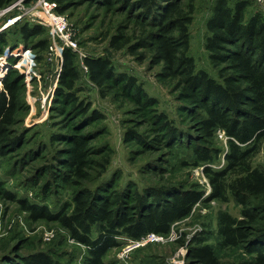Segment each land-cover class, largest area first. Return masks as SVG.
<instances>
[{
	"label": "rangeland",
	"instance_id": "1",
	"mask_svg": "<svg viewBox=\"0 0 264 264\" xmlns=\"http://www.w3.org/2000/svg\"><path fill=\"white\" fill-rule=\"evenodd\" d=\"M26 1L16 0L0 9V78L3 76V80L10 71L12 82H18L19 110L13 131L22 136V146L0 158V257L13 256L14 263H21L28 256L42 252L48 254L54 264H83L86 256L85 248L71 240L58 224L34 222L16 202L7 200V193L16 200L47 206L56 213L63 205L72 203L74 194L84 189L104 187L110 193L124 189L143 193L159 187L181 190L196 187L203 192L201 201L186 219L172 225L168 235H157L162 238L160 242L120 237L117 239L120 246L110 250L104 261L115 264H197L189 258V250L200 239L213 247L220 264H235L241 258H248L245 246L241 249L221 248L218 236L219 215L227 213L239 220L241 206L231 196L226 202L208 199L211 188L203 168L219 170L224 166L223 159L210 165L192 166L190 147L203 143L198 139V111L183 108L184 104L177 100L170 82L160 80V67H153L148 57L139 58L145 53L143 49L137 50L138 56H133L128 52V46L120 50L109 47L111 37L120 29L129 27L125 33L134 30L140 35L141 30L149 28L138 20L128 21L126 15L117 10L89 4H74L64 14L56 11L66 18L71 39L77 43L76 51L71 50L81 77L76 86L77 96L90 103L91 110L103 115L101 120L86 125L72 112L62 116L56 108L59 105L53 104L62 55L59 58L50 47L54 43L63 49L68 48L60 39L51 37L48 26L40 24L43 21L38 15L43 17V13L33 11L38 0ZM211 3L212 0L195 2L189 53L198 70L218 80L204 50L205 21ZM248 10V15H264V7L257 4H252ZM24 24L41 27L44 35L23 41L20 30ZM44 41L48 44L42 49ZM16 49L28 52L27 56L16 54L15 57L12 53ZM86 58L107 59L116 74L124 73L134 78L142 92L156 101L157 111L164 113L176 128L189 135V139L177 142L172 149L158 142L161 133L152 122L150 108L137 101L133 92L121 90L119 85L107 83L106 87L99 89L91 83L84 65ZM130 130L142 135L143 142L125 141ZM77 137L88 141V166L83 180L72 178L71 183H63L66 169L60 166L57 152L67 151L72 139ZM161 140L165 142L163 137ZM225 141L224 134L218 132L213 145L225 152ZM261 165H264V151L253 160L254 167ZM131 193L126 195V204L133 199ZM258 204V201H252L249 205L258 218V228L264 229V212L254 211ZM256 235L251 230L250 240Z\"/></svg>",
	"mask_w": 264,
	"mask_h": 264
},
{
	"label": "trees",
	"instance_id": "2",
	"mask_svg": "<svg viewBox=\"0 0 264 264\" xmlns=\"http://www.w3.org/2000/svg\"><path fill=\"white\" fill-rule=\"evenodd\" d=\"M15 1L0 0V9ZM49 1L58 5L60 14L74 4H89L117 10L126 15L128 21L135 19L149 28L141 30L140 35L134 30L125 33L129 27L120 29L111 37L109 47L120 50L128 46V52L133 56H138L137 50L143 49L145 53L139 58L148 57L153 67H160V80L170 82L177 100L184 104L183 108L198 111V139L203 143L190 147L192 166L210 165L222 158L224 166L221 169L203 168L211 188L208 199L226 202L231 196L242 208L239 220L227 213L219 215L220 246L231 249L245 246L249 257L241 258L235 264H264V229L258 228V218L249 205L258 201L259 206L254 211L264 212V205H261L264 204V165L253 166L254 158L264 151V15H248V9L256 3L253 0H212L205 21L204 50L216 71L218 80H215L196 68L189 53L196 0ZM20 33L23 41H27L42 37L44 30L24 24ZM132 39L135 42L131 43ZM47 44L44 41L42 49ZM84 65L89 81L99 89L106 87L107 83L119 85L121 90L133 92L137 101L150 108L152 122L161 133L158 142L162 145L167 144L172 149L177 142L189 139V135L176 128L164 113L157 111L156 101L142 92L134 78L124 73L116 74L109 60L86 58ZM9 72L1 81L0 90V158L22 146V136L13 131L19 110L18 82H12ZM80 78L75 56L70 49H64L53 104L59 105L56 108L62 116L72 112L89 125L101 120L103 115L91 110L90 103L77 96L76 86ZM218 132L226 138L225 152L213 145ZM125 136L127 142L130 139L143 142L144 139L132 130ZM88 147L85 138L77 137L72 139L67 151L57 152L60 166L66 169L63 183H71L72 178L84 179ZM129 193L130 189L112 193L104 187L84 189L75 193L72 203L63 205L56 213L47 206L16 200L9 193L5 196L8 201L16 202L34 222L58 224L71 240L85 248L83 264H115L104 260L110 250L120 246L117 241L120 237L139 240L151 233L168 235L172 225L186 219L203 197V192L196 187L188 190L159 187L143 193L132 191L130 196L133 199L127 205L125 198ZM251 230L257 233L252 241L249 237ZM205 242L204 239L196 241L195 247L189 250V258L197 264H220L213 247ZM14 262L13 256L0 257V264H54L53 259L42 252L28 256L21 263Z\"/></svg>",
	"mask_w": 264,
	"mask_h": 264
},
{
	"label": "built area",
	"instance_id": "3",
	"mask_svg": "<svg viewBox=\"0 0 264 264\" xmlns=\"http://www.w3.org/2000/svg\"><path fill=\"white\" fill-rule=\"evenodd\" d=\"M253 1L257 5L264 7V0H253ZM57 9H58V5L55 2H51L49 0H38V2L36 3V6L33 7V11H37V12L39 11L43 13L44 16L42 17L38 15L39 16L38 19L40 20L42 19L41 21L43 22L40 23L41 25L48 26L50 28L49 31H50L51 37L53 39L54 38L60 39L65 48H68L75 52L77 48V43H75L71 39L70 29H69V25H68L66 18L61 15L56 14ZM50 50L54 51L57 54V56L61 58V55L64 49L58 46L57 44L53 43V45L50 47ZM20 51H23V50L16 49L14 50L12 54L15 55V57H17L18 54L20 55L22 54V56L23 55L27 56L28 52L23 51L20 53ZM5 70H7V67L5 68ZM6 72L4 73V75L6 74ZM2 77L0 78L1 80H2ZM142 238L144 239V241H147V242H160L162 240V238L152 233Z\"/></svg>",
	"mask_w": 264,
	"mask_h": 264
}]
</instances>
